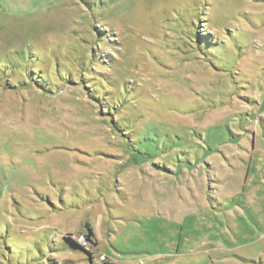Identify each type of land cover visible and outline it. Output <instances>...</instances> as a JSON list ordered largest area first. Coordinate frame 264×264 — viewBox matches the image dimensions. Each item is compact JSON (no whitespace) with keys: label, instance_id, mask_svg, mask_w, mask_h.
Masks as SVG:
<instances>
[{"label":"rangeland","instance_id":"374dc122","mask_svg":"<svg viewBox=\"0 0 264 264\" xmlns=\"http://www.w3.org/2000/svg\"><path fill=\"white\" fill-rule=\"evenodd\" d=\"M0 264H264V0H0Z\"/></svg>","mask_w":264,"mask_h":264},{"label":"trees","instance_id":"16d2710c","mask_svg":"<svg viewBox=\"0 0 264 264\" xmlns=\"http://www.w3.org/2000/svg\"><path fill=\"white\" fill-rule=\"evenodd\" d=\"M87 234H86V240L88 241V242H90L91 241V238H93L94 237V235H93V232H92V230L88 227L87 228ZM69 245H70V247H72L73 249H80V250H82V251H85L84 249H83V247H81L79 244H77L74 240H72V239H70L69 238V235H68V237H66L65 239H64Z\"/></svg>","mask_w":264,"mask_h":264},{"label":"built area","instance_id":"2783aa9c","mask_svg":"<svg viewBox=\"0 0 264 264\" xmlns=\"http://www.w3.org/2000/svg\"><path fill=\"white\" fill-rule=\"evenodd\" d=\"M83 237H81V239H82Z\"/></svg>","mask_w":264,"mask_h":264}]
</instances>
